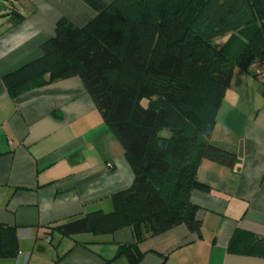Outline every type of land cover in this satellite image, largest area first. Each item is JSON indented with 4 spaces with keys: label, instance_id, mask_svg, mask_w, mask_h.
Returning <instances> with one entry per match:
<instances>
[{
    "label": "trees",
    "instance_id": "obj_1",
    "mask_svg": "<svg viewBox=\"0 0 264 264\" xmlns=\"http://www.w3.org/2000/svg\"><path fill=\"white\" fill-rule=\"evenodd\" d=\"M82 1L97 15L83 27L59 21L41 56L3 83L15 98L32 87L81 80L121 145L133 181L112 195V212L89 213L54 230L74 237L128 228L133 244L118 254L139 264L137 244L146 238L178 225L201 238L190 203L194 190L207 189L197 182L201 162L230 169L237 163L210 136L235 68L247 72L264 62V0ZM23 20L13 11L8 22ZM220 38H226L222 45ZM227 252L264 259V239L236 230ZM16 254L15 229L0 224V261Z\"/></svg>",
    "mask_w": 264,
    "mask_h": 264
},
{
    "label": "crops",
    "instance_id": "obj_2",
    "mask_svg": "<svg viewBox=\"0 0 264 264\" xmlns=\"http://www.w3.org/2000/svg\"><path fill=\"white\" fill-rule=\"evenodd\" d=\"M18 1L22 23L0 22V224L15 229L17 237L16 256L0 264H129L118 254L133 244L128 228L74 237L54 230L89 213L112 212V195L133 181L123 152L113 156L118 148L81 80L32 87L15 98L3 83L41 56L40 46L59 21L83 27L97 12L82 0ZM260 66L234 71L217 112L210 142L235 154L237 163L233 169L209 160L199 166L197 182L207 189L194 190L190 203L201 238L184 225L146 238L137 244L139 264H264L263 258L227 252L236 230L264 239Z\"/></svg>",
    "mask_w": 264,
    "mask_h": 264
},
{
    "label": "rangeland",
    "instance_id": "obj_3",
    "mask_svg": "<svg viewBox=\"0 0 264 264\" xmlns=\"http://www.w3.org/2000/svg\"><path fill=\"white\" fill-rule=\"evenodd\" d=\"M0 5H1V9H0V22L5 20L6 22H8L9 18H10V14H12L13 11H19L21 12V7H20V2L18 0H0ZM226 40V38H220L218 39L217 43H219L220 45H222V43ZM235 70H239L238 68H235ZM142 105L144 107L148 106V101L147 100H143ZM103 121V120H102ZM104 123V122H103ZM109 132V131H108ZM110 136L113 138V148L116 147L118 148V151L113 150V156L117 155V153L119 154L120 152H123L121 145L118 143V141L116 140V138L109 132Z\"/></svg>",
    "mask_w": 264,
    "mask_h": 264
},
{
    "label": "built area",
    "instance_id": "obj_4",
    "mask_svg": "<svg viewBox=\"0 0 264 264\" xmlns=\"http://www.w3.org/2000/svg\"><path fill=\"white\" fill-rule=\"evenodd\" d=\"M257 77L260 81H264V62L261 64L260 69L257 73Z\"/></svg>",
    "mask_w": 264,
    "mask_h": 264
}]
</instances>
